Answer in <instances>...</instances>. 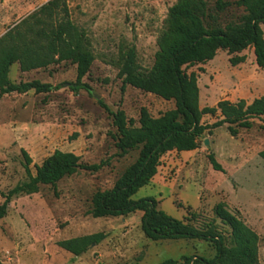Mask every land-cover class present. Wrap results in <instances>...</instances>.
<instances>
[{"label":"rangeland","instance_id":"1","mask_svg":"<svg viewBox=\"0 0 264 264\" xmlns=\"http://www.w3.org/2000/svg\"><path fill=\"white\" fill-rule=\"evenodd\" d=\"M48 1L0 0V38ZM177 2L67 0L71 20L90 42L94 60L83 82L91 93L70 90L76 80V66L70 61L28 72L18 62L12 65L13 84L37 80L60 88L0 98V191L7 193L27 180L23 151L31 158L32 174L56 150L74 153L87 165H105L97 172L79 170L55 188L40 186L36 193L12 198L0 221V264H159L167 259L183 264V257L214 258L212 242L147 239L141 230V211L125 217L90 214L94 193L111 189L138 156V150L119 155L116 129L100 102L110 111L123 110L135 126L141 108L152 117L174 108L173 101L130 86L122 93L121 71L131 50L137 68L151 70L159 51L157 38ZM241 16V10L228 9L220 22H235ZM238 56H245V61L232 66L230 56L220 50L215 64L186 68L199 78L200 108L214 107L219 100L248 104L253 96L264 95V71L256 66L252 48ZM219 119L217 113L203 116L201 122L210 125ZM251 123V128L239 129L234 137L225 124L205 132L194 151L166 153L157 174L132 199L153 197L168 216L200 230L213 227L230 246L231 228L216 214L220 206L258 235V260L264 264V161L258 155L264 150V117ZM209 154L223 172L212 169ZM3 201L0 195V205ZM99 232L105 239L80 256L58 246L60 241Z\"/></svg>","mask_w":264,"mask_h":264},{"label":"trees","instance_id":"2","mask_svg":"<svg viewBox=\"0 0 264 264\" xmlns=\"http://www.w3.org/2000/svg\"><path fill=\"white\" fill-rule=\"evenodd\" d=\"M228 9L241 10L242 16L235 22L221 24L220 15ZM166 22V28L157 38L159 51L151 70L137 68L134 50L129 52L121 71V92L130 86L173 101L174 108L158 117L141 108L138 126H135V120L127 118L123 110L110 111L100 102L116 129L115 147L119 155L138 150V156L111 189L94 193L90 214L93 218L125 217L141 211V230L151 241L202 240L214 244L216 253L211 260L183 257V264H259L258 235L220 206L216 214L231 228L230 246H226L223 236L213 227L197 229L159 210L153 197L134 201L132 196L154 178L166 153L194 151L205 132L211 133L225 124L234 137L239 129L251 128V120L264 117V96L250 104L244 100L236 103L221 100L214 107L200 108L197 74L186 72L187 67L211 61L219 50L226 51L229 63L236 66L245 61V56L238 54L247 48L253 49L255 64L264 71V0H178L169 9ZM93 60L90 42L71 20L67 0H49L0 38V98L29 91L47 94L60 88L37 80L11 83L10 68L16 62L22 71L28 72L70 61L76 66V80L70 90L75 94L80 90L91 93L83 78ZM217 113L221 119L213 124L201 122L203 116ZM22 154L27 180L7 193L0 191L4 198L0 221L6 216L12 198L36 193L40 186L55 188L62 179L79 170L97 172L105 165L104 162L87 165L74 153L56 150L36 165L32 174L31 158L24 151ZM258 155L264 161V150ZM208 160L213 170L223 172L213 154H209ZM105 237L99 232L60 241L58 246L73 256H80ZM159 264L178 263L167 259Z\"/></svg>","mask_w":264,"mask_h":264},{"label":"crops","instance_id":"3","mask_svg":"<svg viewBox=\"0 0 264 264\" xmlns=\"http://www.w3.org/2000/svg\"><path fill=\"white\" fill-rule=\"evenodd\" d=\"M252 50H253V49H252ZM219 51H220V50H219ZM219 51H218V52H219ZM218 52H217V53H218ZM216 55H217V54H216ZM253 55H254V54H253ZM214 58H215V57H214ZM215 61H216V60H215ZM215 61H214V59H212L211 61H208V62H210V63H214V64H215ZM254 61H255V57H254ZM198 79H199V78H197V80H198ZM197 83H198V82H197ZM262 96H264V95H262ZM262 96H260V95H258V96H256V95L253 96L248 104H250L253 100H255V99H257V98H260V97H262ZM219 101H221V100H219ZM219 101H218V102H219ZM228 101L234 103L233 100H228ZM218 102H217V103H218ZM217 103H216V104H217ZM200 104H201V97H200V91H199V105H200Z\"/></svg>","mask_w":264,"mask_h":264},{"label":"water","instance_id":"4","mask_svg":"<svg viewBox=\"0 0 264 264\" xmlns=\"http://www.w3.org/2000/svg\"><path fill=\"white\" fill-rule=\"evenodd\" d=\"M96 98H97V96H96ZM207 143H208V142L206 141L205 144H207Z\"/></svg>","mask_w":264,"mask_h":264}]
</instances>
